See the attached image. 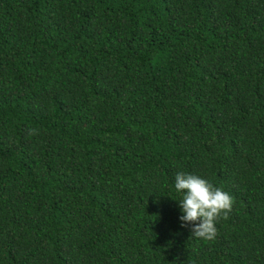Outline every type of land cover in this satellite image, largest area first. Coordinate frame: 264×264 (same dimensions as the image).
Instances as JSON below:
<instances>
[{
    "label": "trees",
    "instance_id": "obj_1",
    "mask_svg": "<svg viewBox=\"0 0 264 264\" xmlns=\"http://www.w3.org/2000/svg\"><path fill=\"white\" fill-rule=\"evenodd\" d=\"M0 264H264V0H0Z\"/></svg>",
    "mask_w": 264,
    "mask_h": 264
},
{
    "label": "clouds",
    "instance_id": "obj_2",
    "mask_svg": "<svg viewBox=\"0 0 264 264\" xmlns=\"http://www.w3.org/2000/svg\"><path fill=\"white\" fill-rule=\"evenodd\" d=\"M29 134H37V130L29 129ZM174 187L181 194V226L191 224L194 238L214 240L218 235L217 222L227 219L233 209V197L207 179L190 173H177Z\"/></svg>",
    "mask_w": 264,
    "mask_h": 264
}]
</instances>
